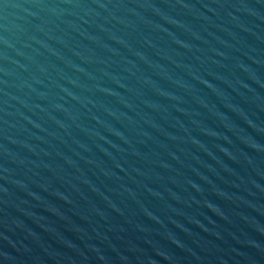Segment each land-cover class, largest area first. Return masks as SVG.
<instances>
[{
  "label": "water",
  "instance_id": "obj_1",
  "mask_svg": "<svg viewBox=\"0 0 264 264\" xmlns=\"http://www.w3.org/2000/svg\"><path fill=\"white\" fill-rule=\"evenodd\" d=\"M0 264H264V0H0Z\"/></svg>",
  "mask_w": 264,
  "mask_h": 264
}]
</instances>
